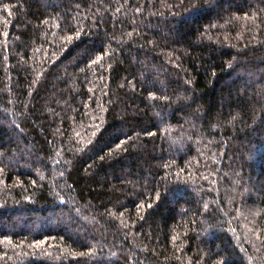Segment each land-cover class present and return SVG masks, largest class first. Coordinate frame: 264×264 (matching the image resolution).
Instances as JSON below:
<instances>
[{
	"label": "trees",
	"instance_id": "obj_1",
	"mask_svg": "<svg viewBox=\"0 0 264 264\" xmlns=\"http://www.w3.org/2000/svg\"><path fill=\"white\" fill-rule=\"evenodd\" d=\"M0 264H264V0H0Z\"/></svg>",
	"mask_w": 264,
	"mask_h": 264
}]
</instances>
